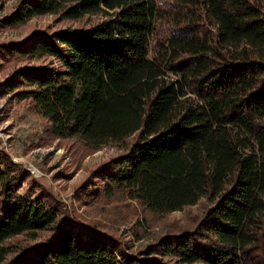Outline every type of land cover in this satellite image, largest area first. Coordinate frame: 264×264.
<instances>
[{
  "label": "trees",
  "instance_id": "1",
  "mask_svg": "<svg viewBox=\"0 0 264 264\" xmlns=\"http://www.w3.org/2000/svg\"><path fill=\"white\" fill-rule=\"evenodd\" d=\"M48 13L93 16L1 41L2 60L41 59L0 95L28 100L45 134L116 145L75 198L200 211L133 250L0 147V264H264V0H17L0 26Z\"/></svg>",
  "mask_w": 264,
  "mask_h": 264
},
{
  "label": "rangeland",
  "instance_id": "2",
  "mask_svg": "<svg viewBox=\"0 0 264 264\" xmlns=\"http://www.w3.org/2000/svg\"><path fill=\"white\" fill-rule=\"evenodd\" d=\"M17 0H0V17L8 14ZM93 15L78 19H60L48 13L29 18L15 26H0V42L18 40L35 28L56 29L86 23ZM41 58L15 56L0 58V80L15 66L38 62ZM44 118L30 108L28 100H8L0 95V147L13 162L24 167L32 176L52 192L67 210L89 220H98L118 236L130 239L134 250L156 232L171 224L180 225L193 219L200 211L199 204L181 210L158 214L142 208L131 199L113 200L102 204H84L74 196V189L96 164L119 150L113 143L97 149H87L74 138H59L45 134ZM27 183L21 187L25 190ZM70 218H73L70 215ZM135 231V234L133 232ZM45 232L40 234L43 236ZM140 236V238H136Z\"/></svg>",
  "mask_w": 264,
  "mask_h": 264
}]
</instances>
